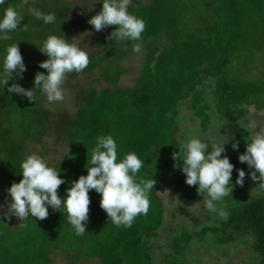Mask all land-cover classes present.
<instances>
[{"label":"trees","instance_id":"obj_1","mask_svg":"<svg viewBox=\"0 0 264 264\" xmlns=\"http://www.w3.org/2000/svg\"><path fill=\"white\" fill-rule=\"evenodd\" d=\"M135 3L129 11L142 17L146 24L139 43L149 41V45L134 85L121 84L127 71L123 59L128 51L131 53L134 42L115 43L108 39L116 26L95 31L88 20L75 15V5L70 0H28L27 4L24 0H6L0 7V15L7 6L17 8L24 17L18 27L27 24V31L18 29L10 34L9 40L0 42V60L8 45L18 43L27 65L23 79L14 77L4 89L0 87V188L3 193L8 195L7 189L12 183L22 179L19 165L33 154L30 147L38 141L47 149V137L54 129L61 140L70 144L63 159L57 163L49 161L65 179L58 189L59 195L66 194L71 181L87 175L88 157L90 160L91 150L101 135L110 134L117 140L118 159L135 152L145 161L137 179L141 176L150 179L153 175L156 180L148 214L138 216L127 228L116 227L109 221L100 207L101 196L95 190L89 193L90 219L87 232L82 236L74 233L66 213L51 208L49 216L42 221L29 217L12 222L8 217L0 216V264H56L57 257L51 256H54L51 250L55 249V253L58 248L66 251L73 247L74 240L86 247L89 240L94 246L87 249V254L81 253L85 259L99 257L102 264H153L151 236L162 227L165 212H173L159 194L160 187L166 185L186 203L201 197L197 193L198 186L187 185L185 174L177 166L174 154L179 152L181 144L175 141L178 137L181 140L188 138L182 132L186 124L181 116L184 105L192 102V111L197 116H204L205 110L209 109L205 103L210 95L216 97L217 110L227 121V136H234V140L230 137L222 154L235 165L232 179L236 181L238 170L243 168L246 173L243 187L255 183L258 191L245 199L238 190L240 193L229 203L227 220L221 219L198 231L181 228L166 243L156 241L155 244L160 250L170 249L176 258L171 264H180L179 257L185 253L179 243L185 242L189 246L196 236L202 238L211 233L218 244H232L234 253L237 252L235 246H247L249 264H264V191L259 189L260 181L251 178L254 170L239 161V155L246 150L248 136L240 127V121L250 115L246 104L264 109L260 102L264 87H259L253 80L244 84L234 82L240 72L247 71L248 60L243 62V69L238 68L231 61L236 53L230 52L261 53L264 0H135ZM201 7L206 9L205 15L201 14ZM31 8L55 13L56 23L45 24L36 19ZM88 30L92 32L93 41L90 49L83 48L89 53L90 63L83 72L70 73L67 78L82 74L90 76L98 70L103 77L98 79L99 83L93 80L88 85L79 84L80 89L74 95L73 114L66 110L68 105L49 107L46 96L39 92L36 102L8 92L12 83L33 88L37 72H46L39 65L48 57L38 46L49 35L65 36L73 43L75 36ZM223 70H229V74L222 76ZM213 80H216L215 87L211 84ZM259 115L257 113V117ZM197 119L203 132L208 131L210 120ZM235 141H239L238 150L231 146ZM43 154L41 152L40 156ZM177 155L182 158V153ZM186 220L184 227H189L192 221Z\"/></svg>","mask_w":264,"mask_h":264},{"label":"clouds","instance_id":"obj_2","mask_svg":"<svg viewBox=\"0 0 264 264\" xmlns=\"http://www.w3.org/2000/svg\"><path fill=\"white\" fill-rule=\"evenodd\" d=\"M6 0H0L3 7ZM27 4L28 0H24ZM102 3V9L93 15L88 23L99 32L109 26H116L108 39L116 42H134L132 51L139 53L143 32L146 24L142 17L129 11L133 0H95ZM94 4V5H95ZM32 15L45 24H55V13H44L36 8L30 9ZM24 17L12 6L4 8L0 15V42L10 39V34L23 28L18 27ZM42 54L48 58L42 61L40 68L46 72H37L34 87L27 89L19 83L8 87L9 93H15L29 101L37 99L36 93L46 96L50 104L65 99L63 85L70 73L83 72L90 63V56L81 45L72 43L58 35H49L42 45L38 46ZM27 70L18 43L8 45L0 60V87L8 85L14 77L23 79ZM264 115V113H261ZM224 124L218 125L220 129ZM240 127L247 133L246 150L239 155L241 163H247L253 180H259V189L264 191V126L256 119L249 117L240 121ZM230 137L220 133L219 139L202 138L192 134L181 143L179 152L182 158L174 154L177 166L185 174V182L189 186H198L197 193L203 197L205 209L218 214L227 220L229 213L218 208V203L225 197L232 196L235 186L232 183L235 165L225 153V145ZM211 146V151L209 147ZM233 150L239 149V141L232 143ZM68 154V153H67ZM145 161L135 152L118 159V143L112 135H101L91 150V157L86 164L87 175H81L71 181L65 195L58 194V189L65 183L61 171L50 165L49 161L38 154L25 157L19 165L22 179L13 182L7 189L10 201L4 213L9 219L12 216L21 221L27 218L44 220L49 216V208L67 214V222L78 236L87 231L90 212V191L95 190L101 196L100 207L106 212L109 221L116 227H131L140 215H147L150 209V195L155 188L156 180L141 176L137 179ZM258 174V175H257ZM246 173L243 168L238 170L235 184L243 186Z\"/></svg>","mask_w":264,"mask_h":264},{"label":"rangeland","instance_id":"obj_3","mask_svg":"<svg viewBox=\"0 0 264 264\" xmlns=\"http://www.w3.org/2000/svg\"><path fill=\"white\" fill-rule=\"evenodd\" d=\"M75 5V15L82 19L89 20L93 15L97 12L95 11L96 8H101L102 3H96L95 0H70ZM95 4V5H94ZM133 5H136L135 0H133ZM102 9V8H101ZM201 14L205 15L206 9L203 7L200 8ZM197 13V12H196ZM93 41V35L90 30L82 32L74 37L73 43L79 44L82 47L90 49V45ZM255 43H257L255 41ZM141 51L139 53L128 51L126 57L123 59V65L127 68V71L124 73L122 78L121 84L124 85H134L137 81L138 75L141 72L142 65L141 62L144 60L146 55V49L149 45V41L141 42ZM254 44V41L251 42ZM256 46V45H255ZM132 47V46H131ZM133 48V47H132ZM263 49V51H262ZM260 51L247 53V51H240V50H230L231 53H236V56L232 58V62L238 67L242 68L245 66L243 62H247V71L240 72L234 80V82H241L244 84L249 80H253L258 82L259 87H264V46ZM230 56V55H229ZM220 73V72H219ZM229 74V70L221 71L222 76L225 74ZM246 76V78H245ZM102 72L100 70L93 71V74L88 75H79L75 78H67L63 85L65 90V99L62 102H56L50 104L48 101L46 104L49 107L52 106H65L68 105L69 107L66 108L67 111L70 113H74L75 105L73 104L75 99V94L78 89L79 84H86L88 85L91 81L97 80L96 82L99 83L100 79H102ZM99 79V80H98ZM221 80H225V78H221ZM248 83V82H247ZM106 84V83H105ZM214 87L216 86V80H213L211 83ZM261 105L264 106V96L261 99ZM72 103V104H71ZM192 102L186 103L184 108L181 109V116L183 120H185L186 124H184L182 132L188 137L189 135L196 134L200 135L202 138L212 137L214 139L220 138V133L222 135H228L229 133V126L227 121L223 119L220 113L217 110V99L214 98L212 95L207 99L205 103L209 109H206L204 112V116H197L195 112L192 111ZM250 111V115L247 117H251L252 119H256L261 126H264V109L260 110L262 107H257L255 104H246ZM205 107V106H204ZM54 108V107H53ZM51 108V109H53ZM64 110V109H62ZM65 110V111H66ZM257 113H260L259 117H257ZM193 115V116H192ZM198 117L207 118L210 120V124L208 127V131L203 132L198 122ZM192 118H196L195 120H191ZM246 119V120H247ZM224 124L225 126L220 129L218 125ZM48 140L46 141L47 149L42 148V144L38 141L30 147V153L40 155L41 152H44L42 157L47 159L52 163H57L61 159L66 156V153L69 151L70 144L69 142H65L60 139L59 132L54 129L51 135H48ZM185 140H181V137L176 139V143L181 144ZM40 149L42 151L40 152ZM211 151V146L208 149ZM232 183L235 185L232 190V196L225 197L223 201L218 203V208H222L228 211L229 203L233 202L235 196L240 193L238 190L241 191V196L245 199H248L252 194L258 191L257 185L255 183H249L246 186H240L235 184V180L232 179ZM159 194H161L164 198L165 204L170 206L173 210L172 214H170V210H168L167 214L165 212L164 216V223L162 222V227L152 235L151 240L154 242V245L150 248L151 251L154 252V263L153 264H171L172 261H175L176 258L170 253V249L168 250H160L159 247L155 244L156 241L160 242L161 244L166 243L168 238H173L176 235V232H180L181 228L192 229V231H198L201 227L216 224L218 223L221 218L218 214L208 212L203 203V197H199L196 201L193 202H182L179 200L177 194L168 188L166 185H163L159 189ZM10 201V196L0 188V216L7 217L4 213L7 210V204ZM12 222H18V219L15 216L10 218ZM187 219V220H186ZM186 222L192 224L189 227H184ZM182 221L184 224H182ZM180 224V225H179ZM88 244L87 247L82 245L80 242L74 240L72 242L73 247L69 248L68 250H62L60 248L52 249L54 256L51 255L56 264H102V261L99 257H93L90 259H85L82 257L81 253L87 254L88 248H93L92 243L90 244L89 240L86 241ZM183 243L180 244V249L185 253L179 257L181 260L180 264H188V263H195L200 262L199 264H249V252L247 246L238 247L235 246L237 252L234 253V250L231 246L232 244H223L220 245L216 242V239L211 235V233L207 234L204 237H195L194 243L191 242L189 246H186ZM84 244V243H83ZM164 247V246H161ZM231 247V248H230ZM185 248V250H183ZM167 249V248H166Z\"/></svg>","mask_w":264,"mask_h":264}]
</instances>
